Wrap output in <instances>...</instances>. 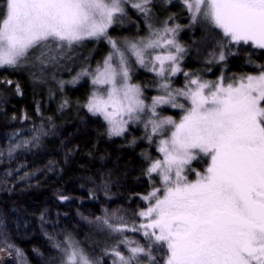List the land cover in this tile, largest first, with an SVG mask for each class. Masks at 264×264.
<instances>
[{"label": "snow or ice", "instance_id": "obj_1", "mask_svg": "<svg viewBox=\"0 0 264 264\" xmlns=\"http://www.w3.org/2000/svg\"><path fill=\"white\" fill-rule=\"evenodd\" d=\"M127 2L3 0L0 67H15L37 46L70 47L102 37L111 44L113 52L102 68L82 73L91 75L95 86L86 104L88 111L106 121L110 136H121L130 123L141 122L147 110L148 139L162 137L158 142L162 159L152 160L146 170L149 177L160 178L162 189L156 187L143 197L148 206L138 215L144 222L129 227L123 221H104L113 233L141 232L148 242L120 240L111 249L113 264H264V66L258 74L232 82L223 77L215 82L189 77L183 88L173 89L169 77L181 71L184 49L175 40L177 28L165 27L146 41L129 45L136 62L162 81L163 94L148 106L141 88L130 82L125 53L107 35ZM150 2L138 0L132 6L147 14ZM182 3L193 22L218 30L220 61L225 60L223 49L229 44L264 49V0ZM155 49L164 52L146 60L149 50ZM160 105L179 108L183 114L178 121L170 116L158 119ZM200 157L207 158V166L190 180L187 172L195 170L188 166ZM64 251L65 264H94L71 243ZM157 252L162 253L159 259Z\"/></svg>", "mask_w": 264, "mask_h": 264}, {"label": "trees", "instance_id": "obj_2", "mask_svg": "<svg viewBox=\"0 0 264 264\" xmlns=\"http://www.w3.org/2000/svg\"><path fill=\"white\" fill-rule=\"evenodd\" d=\"M147 7L148 19L131 8L116 15L107 35L138 42L154 25L177 28L184 56L178 76L169 78L173 89L189 77L232 82L264 66V49L243 44H229L220 61L218 30L193 22L182 0H151ZM109 49L103 37L37 46L15 67H0V264H65L69 243L94 264H113L111 249L120 240L148 242L141 232L113 233L104 223L138 227L144 222L138 213L148 206L143 196L161 188L146 171L159 157L146 128L130 125L122 136H110L87 110L92 86L82 73H94ZM131 76L146 97L161 83L143 70ZM165 112L174 119L183 113ZM206 160L194 167L202 172ZM120 250L128 254L124 244Z\"/></svg>", "mask_w": 264, "mask_h": 264}, {"label": "rangeland", "instance_id": "obj_3", "mask_svg": "<svg viewBox=\"0 0 264 264\" xmlns=\"http://www.w3.org/2000/svg\"><path fill=\"white\" fill-rule=\"evenodd\" d=\"M135 2H138V0H128V2L124 4V13H122V14H117V15H124V14L126 13L127 9H128V8H131V9L135 12V15H136V16H143L144 18H147V19H148V17L151 16L152 13L148 12L147 14H145V13L139 11L138 9L134 8V7L132 6V4L135 3ZM154 26H155V25H154ZM154 26H152V28L149 29V36L141 37V38L139 39L138 42H131V41H115V40H113V41H115V42L117 43V46L121 49V51H123V52L125 53V56H126V58H127V60H128V64H129V66H130V76H131L132 71L135 70V69H136V70H143V71H145V72L153 73V74L155 75L154 72L149 71L147 68L142 67L141 65H139V64L136 62V58H135V56L131 53L130 48H129V45H130V44H132V43L140 44L142 41H146L147 39H149V38L151 37V35H152L153 32L159 31V30L154 29ZM109 29H110V28H109ZM104 39L107 40L108 45L110 46V49H109V51L107 52V54L104 56V58L102 59V61H101V64H100V67H101V68H102V66H103V61L106 59V57H107L109 54H111V53L113 52V49H112L111 44L109 43L108 39H107V38H104ZM93 40H96V39H93ZM111 40H112V39H111ZM175 40H176V34H175ZM176 42H177V41H176ZM31 50H32V49H31ZM31 50H30V51H31ZM173 51H174V49H173ZM163 52H164V49L149 50L150 55H149V54H146V60H150L152 55H155V54H157V53H163ZM183 56H184V52L180 54L179 66H180V64H181V62H182V60H183ZM114 62H115V61H114ZM180 69H181V67H180ZM178 74H179V73H177L175 76H170L169 78H174V77L178 76ZM155 76H156V75H155ZM156 77H157L158 79L161 80L160 77H158V76H156ZM91 78H92V77H91V75H90V79H91ZM218 79H220V78H218ZM218 79H217V80H218ZM217 80H216V81H217ZM202 81H207V80H202ZM130 82H131V83H134V81H133V79H132V76H131V81H130ZM161 82H162V81H161ZM208 82H215V81H208ZM90 83H91V80H90ZM134 84H136V83H134ZM136 85H137V84H136ZM91 86H92V88H91V92H92V91L94 90L95 86H93L92 84H91ZM139 87L141 88V86H139ZM141 91H142V90H141ZM142 93H143V99H144V101H145V104L148 105V106H150L151 103H152V99H153L155 96H157V95H161V94L163 93V90H162L161 88L157 87L156 89H154V91H153L152 94H147V97L144 95V94H146V93H144L143 91H142ZM182 98H183V97H182ZM178 102H179V101H178ZM187 104H188V102L186 101V104H185V105L187 106ZM178 109H179V108H173V107H171L170 105H160V106L157 107L158 117H156V118H158V119H162V118L169 117V116L172 117V115L168 114V113L165 112V111H166V110H172V111H175V110H178ZM87 110H88V109H87ZM91 114H92V113H91ZM182 114H183V113H182ZM92 115H93V114H92ZM148 115H150V113H148L147 110H146V114H142L141 122H133V123H130V124L128 125V127H129L130 125H138V126H142V127L145 128V123H146V119H147V116H148ZM94 116H96V115H94ZM98 117H100V116H98ZM100 118H101L102 121L106 124L107 129H108V125H107L106 121H104L102 117H100ZM172 118H173V117H172ZM173 119H174V118H173ZM179 119H180V118H178V119H174V120H177V121H178ZM145 131H146V135H147V137H148V136L150 135V132H151L150 126H149V128H148L147 130L145 129ZM166 135H167V134H165V138H166ZM121 136H122V135H121ZM161 138H162V137L159 136V135H157V136H153V137L151 138V141L147 138V140H148L147 142H148L149 144H151V143L154 144L155 149H156V152H157V154L159 155L158 158H160V159H162V155L158 152V142H159V140H160ZM200 158H201V157H200ZM198 159H199V158L193 160V161L191 162V164L188 166L190 169H194V170H195V171H188V172H187L188 178H189L190 180H194V179L196 178V175H195L196 172H201V171H198L196 167H194V163H195L196 160H198ZM206 166H207V165L205 164L204 167H203L202 172L205 170ZM189 173L192 174V178L189 177ZM153 176H156V175L153 174ZM156 177H157V181H158L160 187L162 188V184L160 183V178H159L158 176H156ZM153 190H154V189H153ZM153 190H152V191H153ZM152 191H151V192H152ZM151 192H150V193H151ZM150 193H149V194H150ZM149 194H148V195H149ZM161 194H162V192H161ZM146 196H147V195H146ZM143 197H145V196H143ZM145 209H146V208H145ZM143 210H144V209H143Z\"/></svg>", "mask_w": 264, "mask_h": 264}]
</instances>
